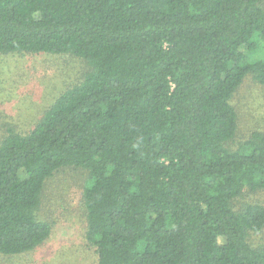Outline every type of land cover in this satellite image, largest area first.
Segmentation results:
<instances>
[{
    "label": "trees",
    "instance_id": "16d2710c",
    "mask_svg": "<svg viewBox=\"0 0 264 264\" xmlns=\"http://www.w3.org/2000/svg\"><path fill=\"white\" fill-rule=\"evenodd\" d=\"M8 53L89 71L0 142V256L50 237L45 184L73 168L96 264H264V206H235L264 191V133L234 144L231 104L246 78L264 87V0H0Z\"/></svg>",
    "mask_w": 264,
    "mask_h": 264
},
{
    "label": "rangeland",
    "instance_id": "374dc122",
    "mask_svg": "<svg viewBox=\"0 0 264 264\" xmlns=\"http://www.w3.org/2000/svg\"><path fill=\"white\" fill-rule=\"evenodd\" d=\"M88 71L85 60L71 55L0 54V142L8 131L30 132L57 96ZM231 104L238 117L234 144L254 131L264 133L263 86L246 78ZM86 182V172L73 168L61 169L48 179L38 218L53 225L50 237L27 254L0 256V264H96L97 255L84 239L81 197ZM252 203L264 206V191L244 192L235 206ZM248 242L264 248V228L249 234Z\"/></svg>",
    "mask_w": 264,
    "mask_h": 264
}]
</instances>
